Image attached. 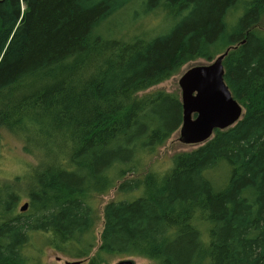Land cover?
I'll return each mask as SVG.
<instances>
[{
  "label": "trees",
  "instance_id": "16d2710c",
  "mask_svg": "<svg viewBox=\"0 0 264 264\" xmlns=\"http://www.w3.org/2000/svg\"><path fill=\"white\" fill-rule=\"evenodd\" d=\"M263 16L264 0H0V160L8 136L33 163L0 181V264H39L42 245L89 264H264ZM228 48L240 120L126 179L182 123L175 94H138ZM116 186L90 256L84 198Z\"/></svg>",
  "mask_w": 264,
  "mask_h": 264
},
{
  "label": "water",
  "instance_id": "95a60500",
  "mask_svg": "<svg viewBox=\"0 0 264 264\" xmlns=\"http://www.w3.org/2000/svg\"><path fill=\"white\" fill-rule=\"evenodd\" d=\"M230 49L210 62L191 66L181 74L177 83L182 106V123L178 129L181 144L202 145L212 137L214 131L228 129L240 120L242 108L224 82L222 60ZM26 208L27 204H24L20 211ZM116 264L134 262L122 260Z\"/></svg>",
  "mask_w": 264,
  "mask_h": 264
},
{
  "label": "rangeland",
  "instance_id": "374dc122",
  "mask_svg": "<svg viewBox=\"0 0 264 264\" xmlns=\"http://www.w3.org/2000/svg\"><path fill=\"white\" fill-rule=\"evenodd\" d=\"M154 22V21H153ZM163 24V22H161ZM258 28L264 32V16L260 20L258 24ZM205 62L203 60H199L194 63H190L188 65H185L181 68L179 74L172 77L171 79H168L167 81L149 89L148 91L144 93L138 94V97H141L144 94H152L154 92H165V93H173L177 97H179L180 101V90L178 87V80L183 72L190 68L191 66L195 65H201ZM6 140H8L5 145L3 153H2V159L0 160V181H8L9 175L13 173V176H20L21 171L17 170L19 169L18 164L29 161L30 164L32 163V160L26 157L22 154V150L17 142H15L10 137L6 136ZM179 133L176 131L166 142L165 144L159 148L155 155L148 158L146 160V168L144 171H142L139 175H128L125 178H142L144 173L147 172L149 169L152 171H155V174L161 175L164 173V171L168 170L172 166L173 157L177 154L192 151L197 146H187L183 145L179 142ZM16 172V175H15ZM216 175V174H215ZM215 178V177H214ZM126 197L125 195L123 196ZM119 198V194L117 192V186L114 187L108 194L103 196H94L90 195L85 197V201L91 206L93 210L94 215V238H95V248L92 250L91 254H94V252L98 248L99 244V238L100 234L102 232L103 227V209L105 205L108 203L115 201ZM25 201H20L19 207L21 208L24 206ZM41 250L43 251L42 255L38 257V263L39 264H65V262H76V261H86L84 259H73L66 255L59 254L52 248L42 245ZM91 256V255H90ZM59 258V259H58ZM124 259V258H123ZM123 259H115L109 264H116L119 261ZM135 264H155L149 260H146L144 258H132ZM87 262V261H86ZM85 263V262H84ZM83 264V263H82Z\"/></svg>",
  "mask_w": 264,
  "mask_h": 264
},
{
  "label": "flooded vegetation",
  "instance_id": "af4514ba",
  "mask_svg": "<svg viewBox=\"0 0 264 264\" xmlns=\"http://www.w3.org/2000/svg\"><path fill=\"white\" fill-rule=\"evenodd\" d=\"M198 146H200V145H198ZM101 235V234H100ZM99 242H100V238H99ZM99 245V244H98ZM95 248V247H94ZM94 248L92 249V250H94ZM90 255H92V254H90ZM91 258V257H90ZM90 258H87V259H84V260H86V261H76V262H78L79 264H89V260H90ZM132 258L133 257H129V258H124L123 260H132ZM59 259V258H58ZM82 260V259H81ZM122 261V260H121ZM133 261V260H132ZM85 262V263H84ZM134 262V261H133ZM69 263H71V262H69ZM72 263H75V262H72ZM135 264V263H134Z\"/></svg>",
  "mask_w": 264,
  "mask_h": 264
},
{
  "label": "bare ground",
  "instance_id": "6f19581e",
  "mask_svg": "<svg viewBox=\"0 0 264 264\" xmlns=\"http://www.w3.org/2000/svg\"><path fill=\"white\" fill-rule=\"evenodd\" d=\"M24 204H26V203H24ZM20 209V208H19Z\"/></svg>",
  "mask_w": 264,
  "mask_h": 264
}]
</instances>
